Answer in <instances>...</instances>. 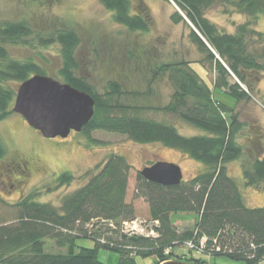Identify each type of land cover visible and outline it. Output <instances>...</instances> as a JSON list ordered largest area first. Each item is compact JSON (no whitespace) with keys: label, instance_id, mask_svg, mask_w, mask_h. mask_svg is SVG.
<instances>
[{"label":"trees","instance_id":"obj_1","mask_svg":"<svg viewBox=\"0 0 264 264\" xmlns=\"http://www.w3.org/2000/svg\"><path fill=\"white\" fill-rule=\"evenodd\" d=\"M171 1L182 14L174 12L172 20L190 24L189 38L212 64L216 76L209 86L189 61L160 64L154 73L166 75L172 88L169 101L161 106L151 103L155 93L150 88L131 93L142 103H121L117 100L124 94L121 81H107L100 93L76 73L75 54L81 39L74 29L60 25L48 33H35V25L27 19H0V121L13 113L20 83L35 74L55 80L58 77L59 82L94 100L93 117L81 130L88 140L92 131L103 130L138 144L158 143L203 165L191 179L174 186L152 183L138 172L136 194L146 201L150 222H157L150 227L156 235L149 237L120 229L122 222L134 219L132 206L125 203L130 165L124 157L111 154L84 185L63 197L58 207L37 202L31 196L17 201L12 216L0 218V264H107L100 260V251L115 253L116 264H138L136 257H152L153 264L169 260L207 264L206 257L213 256L245 264H258L264 259V207L245 205L240 186L229 176L227 167L240 161L243 184L264 191V127L256 122L247 125L234 108L214 97L215 89H220L236 101L249 100L253 90L249 79L264 76V61L247 52V27L252 23L241 24L234 33H228L205 16L219 2L256 19L264 14V0ZM100 3L112 20L129 32L149 31L151 21L146 11L139 6L133 10L131 0ZM34 40L40 47L53 43L59 46L61 63L55 74L32 59L16 58L8 51L11 47H27ZM134 57L130 59L136 60ZM46 60L47 65H43L48 66ZM232 76L247 89L232 82ZM145 112L172 114L202 134L180 135L173 124L142 116ZM5 154L0 143V161ZM72 179V174L64 172L57 181L69 184ZM175 214L194 215L193 225L179 227L172 218ZM92 220L98 228H87ZM109 222L112 225H107ZM79 237L91 239L93 247H77L75 239ZM44 239L53 240L63 251H45ZM202 239L204 246L199 249L196 245Z\"/></svg>","mask_w":264,"mask_h":264},{"label":"rangeland","instance_id":"obj_2","mask_svg":"<svg viewBox=\"0 0 264 264\" xmlns=\"http://www.w3.org/2000/svg\"><path fill=\"white\" fill-rule=\"evenodd\" d=\"M131 2L133 10H138L139 6L146 11L151 21L148 32L131 33L115 23L111 13L103 8L100 0H0V19H27L35 25V33H48L60 25L74 29L81 39L75 54L78 66L76 73L88 79L100 93L104 91L107 81H121L124 94L117 99L121 103H142L143 101L132 98L131 93L145 92L150 88L155 93L150 97L151 103L160 106L166 104L172 92L171 85L166 75H156L154 70L160 64L168 62L189 61L199 77L212 86L216 76L212 64L191 42L188 28L190 24L172 20L173 13L179 12L174 3L171 0ZM205 16L228 33H234L241 24L252 23L247 27V52L259 56V59L264 61V14L253 19L215 2L205 12ZM8 51L13 57L32 59L54 74L61 63L59 46L54 43L40 47L34 40L27 47H11ZM131 55H134L137 61L130 59ZM45 59L50 62L48 66L44 63ZM154 76L156 77L152 78ZM56 80L61 81L58 77ZM232 82L239 84L243 90L247 89V86L234 76ZM249 82L253 88L249 100L236 101L227 91L220 89H215L214 97L234 108L238 118L247 125L256 122L263 128L264 76L250 78ZM142 116L173 124L183 136L202 134L201 130L184 123L172 114L145 112ZM89 136L90 140L82 132H71L67 138H44L19 114L12 113L1 120L0 143L4 146L6 154L0 161V218H10L17 201L27 196L37 202L58 207L62 198L84 185L91 173L97 172L109 155L117 154L124 157L130 165L125 203L132 206L134 219L127 221L128 229L145 235L149 230L146 228L152 226V223L149 220L146 201L136 194L138 172L155 161H164L178 165L182 180H188L203 168L201 163L158 143L138 144L126 136L103 130H94ZM25 161L29 163L28 171H22L20 168V164ZM17 164L20 167H17ZM227 167L229 176L240 186L245 205L251 208L264 207V191L243 184L240 161L229 163ZM64 172L72 174L73 179L69 184H60L57 181L58 176ZM15 180L19 183L10 187V183ZM172 218L176 225L183 228L193 225L195 216L175 214ZM92 221L87 228H98L99 225ZM110 223L107 225H112ZM124 227L122 222V232L126 231ZM44 242L47 252L63 251L53 240L44 239ZM93 243L88 238L75 239L77 247H93ZM186 248H190V245ZM99 258L107 264H116L118 256L115 253L100 251ZM136 261L138 264L154 263L152 257H136ZM206 261L207 264H245L223 256L206 257Z\"/></svg>","mask_w":264,"mask_h":264},{"label":"water","instance_id":"obj_3","mask_svg":"<svg viewBox=\"0 0 264 264\" xmlns=\"http://www.w3.org/2000/svg\"><path fill=\"white\" fill-rule=\"evenodd\" d=\"M12 112L44 138H67L81 132L93 117L94 100L90 95L52 77L35 74L16 88ZM146 180L165 186L178 185L182 172L174 163L156 161L139 171ZM160 264H191L169 260Z\"/></svg>","mask_w":264,"mask_h":264},{"label":"built area","instance_id":"obj_4","mask_svg":"<svg viewBox=\"0 0 264 264\" xmlns=\"http://www.w3.org/2000/svg\"><path fill=\"white\" fill-rule=\"evenodd\" d=\"M150 223H152V224H154V225H157V222H150ZM149 223V224H150ZM125 226V227H124ZM128 222L127 221H125V222H123V227L125 228V230L126 231H124L125 233H127V234H137L136 232V230H130V229H128ZM150 227L151 226H149V227H147L146 228V230L147 229H149L148 230V232H150L152 235H149V233L147 232V231H145V232H147L146 234H145V236H149V237H153V235L155 234L154 233V231L152 230V229H150ZM127 228V229H126ZM193 247V245H190V247ZM199 249H203V246H204V240L202 239V240H200V242L199 243H197V245H196ZM258 264H264V259L261 261V262H259Z\"/></svg>","mask_w":264,"mask_h":264},{"label":"flooded vegetation","instance_id":"obj_5","mask_svg":"<svg viewBox=\"0 0 264 264\" xmlns=\"http://www.w3.org/2000/svg\"><path fill=\"white\" fill-rule=\"evenodd\" d=\"M28 164L29 163L25 161V162H22V164H20L21 167L19 166V164H17V167H20L22 169V171L23 170L24 171H28V170H30ZM18 183L19 182L17 180H15L14 183H10V187L13 186V185H17Z\"/></svg>","mask_w":264,"mask_h":264}]
</instances>
